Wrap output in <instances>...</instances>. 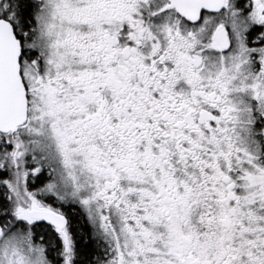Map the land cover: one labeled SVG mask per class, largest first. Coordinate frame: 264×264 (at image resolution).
I'll return each mask as SVG.
<instances>
[{"label":"snow or ice","instance_id":"snow-or-ice-1","mask_svg":"<svg viewBox=\"0 0 264 264\" xmlns=\"http://www.w3.org/2000/svg\"><path fill=\"white\" fill-rule=\"evenodd\" d=\"M0 264H264V0H0Z\"/></svg>","mask_w":264,"mask_h":264}]
</instances>
